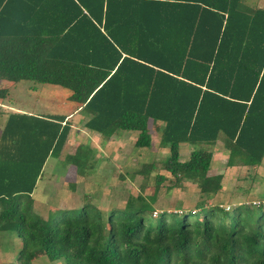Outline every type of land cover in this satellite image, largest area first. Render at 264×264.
Returning <instances> with one entry per match:
<instances>
[{
    "label": "trees",
    "instance_id": "trees-1",
    "mask_svg": "<svg viewBox=\"0 0 264 264\" xmlns=\"http://www.w3.org/2000/svg\"><path fill=\"white\" fill-rule=\"evenodd\" d=\"M0 80L48 84L88 116L102 137L136 131L150 147L149 122L168 188L190 180V208L154 211L153 192L128 194L103 213L84 202L44 220L31 193L46 159L58 158L70 125L62 114L11 111L0 124V232L20 240L19 264L40 248L66 264H264V205L206 203L221 189L208 174L220 139L227 166L264 158V7L243 0H0ZM8 87L0 88V100ZM1 115V113H0ZM192 146L179 159V144ZM93 152L79 144L63 161L83 175ZM66 166V167H67ZM154 163L135 173L146 177ZM236 198V197H235Z\"/></svg>",
    "mask_w": 264,
    "mask_h": 264
},
{
    "label": "rangeland",
    "instance_id": "rangeland-1",
    "mask_svg": "<svg viewBox=\"0 0 264 264\" xmlns=\"http://www.w3.org/2000/svg\"><path fill=\"white\" fill-rule=\"evenodd\" d=\"M243 1L251 6H264V0ZM24 82L26 81H20V86L13 87L5 81H0V88L12 86L10 99L14 102L22 101L15 106L21 107L23 111L64 115L73 109L74 106H66V109L64 105L67 100L65 95L69 93L67 89L43 84L39 85L40 88L36 92L29 94L23 85ZM8 98L4 97L0 101V109H4L2 104H7ZM14 102H11L12 105ZM23 102L35 103L36 108L25 107ZM2 117L0 115V124ZM159 126L160 124L149 125L151 143L147 148L134 147L136 131L120 132L116 138L103 141L74 130L64 142L59 157L49 156L42 167L41 176L31 193L34 211L44 220H48L59 209L77 210L84 202H89L106 213L111 207H121L128 194L135 195L138 191L144 195L151 194L155 175L164 176L165 179L155 192L152 215L161 210L174 211L177 202H180L182 208L192 207L198 198L193 182L183 180L179 187L168 188L173 178L162 167V159L168 155V151L158 145ZM89 142L93 147V167L83 175L76 174L73 166L66 170L64 155L73 153L79 144L87 145ZM205 147L212 152L207 173L222 175L221 189L212 199L206 201L207 204L217 202L224 209L231 207L233 200L251 203L252 206L259 202L264 205V158L258 166L229 167L225 164L227 150L220 139ZM178 149L179 159L183 160L192 146L180 143ZM149 162L154 163V168L146 177L135 173L142 163ZM20 244L18 237L7 231L0 232V264H19L17 250ZM28 258L32 264H66L63 259L50 260L40 248L30 249Z\"/></svg>",
    "mask_w": 264,
    "mask_h": 264
},
{
    "label": "crops",
    "instance_id": "crops-1",
    "mask_svg": "<svg viewBox=\"0 0 264 264\" xmlns=\"http://www.w3.org/2000/svg\"><path fill=\"white\" fill-rule=\"evenodd\" d=\"M258 7H264V6H258ZM1 81V80H0ZM20 84L21 83H16V84H11L13 87H15V86H20ZM29 83L28 82H24L23 83V85H25L26 87L25 88H27L26 89V91H27V93H29V94H32L33 92H36L40 87L38 86V87H35V88H29V87H27V85H28ZM12 86H10V87H8V90H7V93H6V95L7 96H5V97H9L8 98V103L7 104H2L3 106L2 107H4V109H0L1 111V116H3L2 118H1V120H2V123H4V121H5V118H6V115L9 113V112H11V111H18V112H23V110H22V108L21 107H19V106H15L16 104H20L22 101H12L11 99H10V92H11V90H12ZM69 94V93H68ZM68 94H66L65 96H66V98H67V95ZM1 101V100H0ZM14 102L15 104L14 105H12V103ZM68 102V105H66V103ZM11 103V104H10ZM24 103V102H23ZM22 105V104H21ZM64 105H65V107L66 106H68V107H70V106H74V104L71 102V101H69L68 99L67 100H65V103H64ZM23 106H25V107H35L36 108V104L35 103H33V104H28V103H24L23 104ZM66 109H67V107H66ZM37 111V110H36ZM24 112H27V113H33V114H44V113H42L41 111H37V112H35V111H24ZM50 114H55V113H50ZM58 114V113H57ZM65 115V119H66V121L69 123V125H70V130H69V133H68V135H67V137H69V136H71L72 135V133H74V130L75 131H80L82 134H87V135H89V136H93L94 138H97V139H102L103 141H110V140H112V139H114V138H116L117 137V132L116 133H113L111 136H109V137H102L99 133H97V132H95V131H92V130H89V129H87L84 125H83V123H84V121L85 120H87V118H88V116L86 115V114H84L82 111H80L78 108L76 109L75 108V106L73 107V109L72 110H68V112L66 113V114H64ZM152 123H150L149 122V124H148V126L149 125H151ZM122 132H134V131H122ZM68 139V138H67ZM87 144V143H86ZM83 145H85V144H83ZM88 145V146H87ZM86 146H87V148H89V149H91V151H92V149H93V147L92 146H90L91 145V142H89L88 144H87ZM69 154H71V153H69ZM69 166H67L66 167V170H67V168H68ZM75 170V169H74ZM41 176V175H40ZM40 178V177H39ZM38 178V179H39ZM37 179V180H38ZM37 182V181H36Z\"/></svg>",
    "mask_w": 264,
    "mask_h": 264
},
{
    "label": "built area",
    "instance_id": "built-area-1",
    "mask_svg": "<svg viewBox=\"0 0 264 264\" xmlns=\"http://www.w3.org/2000/svg\"><path fill=\"white\" fill-rule=\"evenodd\" d=\"M155 213V212H154Z\"/></svg>",
    "mask_w": 264,
    "mask_h": 264
}]
</instances>
